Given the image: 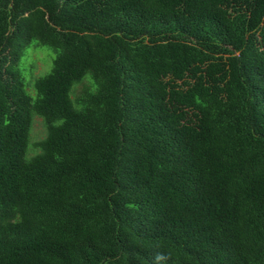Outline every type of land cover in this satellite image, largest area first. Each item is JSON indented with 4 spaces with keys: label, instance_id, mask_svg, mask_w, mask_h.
I'll list each match as a JSON object with an SVG mask.
<instances>
[{
    "label": "trees",
    "instance_id": "obj_1",
    "mask_svg": "<svg viewBox=\"0 0 264 264\" xmlns=\"http://www.w3.org/2000/svg\"><path fill=\"white\" fill-rule=\"evenodd\" d=\"M0 264H264V0H0Z\"/></svg>",
    "mask_w": 264,
    "mask_h": 264
},
{
    "label": "rangeland",
    "instance_id": "obj_2",
    "mask_svg": "<svg viewBox=\"0 0 264 264\" xmlns=\"http://www.w3.org/2000/svg\"><path fill=\"white\" fill-rule=\"evenodd\" d=\"M53 57L54 53L50 48L46 46L36 45L34 48L31 47L26 50L24 55L18 60L17 66H20L21 72H23L25 79H27V81L31 79V87H27V89L31 90V93H33V79L39 75L47 73L50 70ZM80 87V85H76L72 90V95L78 94ZM29 132V143L43 136L44 127L39 117L34 115L31 121ZM29 153H31V151H29Z\"/></svg>",
    "mask_w": 264,
    "mask_h": 264
}]
</instances>
